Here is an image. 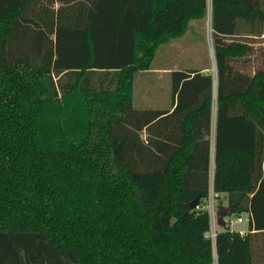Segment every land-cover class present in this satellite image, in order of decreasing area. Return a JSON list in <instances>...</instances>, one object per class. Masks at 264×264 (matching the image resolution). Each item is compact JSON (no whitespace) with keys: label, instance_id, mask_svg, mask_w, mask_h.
I'll return each mask as SVG.
<instances>
[{"label":"trees","instance_id":"1","mask_svg":"<svg viewBox=\"0 0 264 264\" xmlns=\"http://www.w3.org/2000/svg\"><path fill=\"white\" fill-rule=\"evenodd\" d=\"M208 10L0 0V264H264V0H211L216 75L173 70L170 108L134 106ZM211 189L244 235L210 236Z\"/></svg>","mask_w":264,"mask_h":264},{"label":"rangeland","instance_id":"2","mask_svg":"<svg viewBox=\"0 0 264 264\" xmlns=\"http://www.w3.org/2000/svg\"><path fill=\"white\" fill-rule=\"evenodd\" d=\"M209 67L215 74V58L212 45L211 0L208 15L204 20H193L189 30L181 37L159 46L148 70L137 71L134 75V106L136 108H170L172 104L171 73L158 72L161 69H193ZM214 101V116L216 109ZM214 141V132H213ZM212 141V143H214ZM213 155L211 158V178L213 176ZM228 205L225 194H217L211 189L207 205H213L215 213L218 204ZM206 205V206H207ZM235 219V216L232 217ZM213 228L220 227L216 222ZM232 229L245 228V223L234 222Z\"/></svg>","mask_w":264,"mask_h":264},{"label":"water","instance_id":"3","mask_svg":"<svg viewBox=\"0 0 264 264\" xmlns=\"http://www.w3.org/2000/svg\"><path fill=\"white\" fill-rule=\"evenodd\" d=\"M215 75H216V66H215ZM198 205V199L195 200L191 206L193 208H196ZM238 213V210L235 208V206L233 204H228V205H224L223 202L221 201L218 204V209L216 212V221L217 224L221 227H226L227 226V217H231L233 215H236Z\"/></svg>","mask_w":264,"mask_h":264},{"label":"built area","instance_id":"4","mask_svg":"<svg viewBox=\"0 0 264 264\" xmlns=\"http://www.w3.org/2000/svg\"><path fill=\"white\" fill-rule=\"evenodd\" d=\"M207 209H208V212H209V215H210V219H211L210 236L212 238H215V236H216V229L212 227V226H214L213 224H215V222L217 223L215 209H214L213 205H207ZM234 216H235V219L232 218L233 216L226 218L227 224L229 226H231L234 222H238V223H248V221L251 220V216L249 214L239 215V216L238 215H234ZM245 232L246 231H240V233L242 235H244Z\"/></svg>","mask_w":264,"mask_h":264},{"label":"crops","instance_id":"5","mask_svg":"<svg viewBox=\"0 0 264 264\" xmlns=\"http://www.w3.org/2000/svg\"><path fill=\"white\" fill-rule=\"evenodd\" d=\"M191 26V25H190ZM158 50V49H157ZM156 56V55H155ZM198 69H200V70H202V71H209V67H203V68H198ZM173 70H175V69H173V68H168V69H161V70H159L158 72H163V73H171ZM171 107V106H170ZM245 225H247L246 223H245ZM248 226V225H247ZM247 229H248V227H245V228H239L238 230H240V231H247Z\"/></svg>","mask_w":264,"mask_h":264}]
</instances>
